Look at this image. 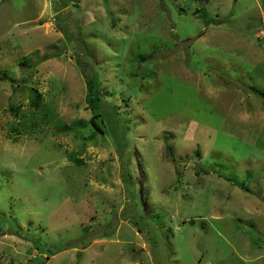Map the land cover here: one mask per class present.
<instances>
[{"label": "rangeland", "instance_id": "obj_1", "mask_svg": "<svg viewBox=\"0 0 264 264\" xmlns=\"http://www.w3.org/2000/svg\"><path fill=\"white\" fill-rule=\"evenodd\" d=\"M0 75V264H264V0H0Z\"/></svg>", "mask_w": 264, "mask_h": 264}, {"label": "trees", "instance_id": "obj_2", "mask_svg": "<svg viewBox=\"0 0 264 264\" xmlns=\"http://www.w3.org/2000/svg\"><path fill=\"white\" fill-rule=\"evenodd\" d=\"M201 17H206L207 15V11L206 9H203L202 11H200L198 13ZM207 23H210L209 20H207ZM156 38H158L156 35L154 36ZM78 39V43H84L82 40L80 41L79 37H77ZM166 44V45H165ZM155 43V49L153 50V52L157 51V49L162 46L165 45V47H171L173 44L171 43ZM78 45V44H77ZM78 52L76 53V61L78 66L82 69L83 75L86 79V84H87V94H86V101L88 104V108L90 109L91 113H92V117L89 120H79V121H75L76 124L82 126V127H86V125H89L90 123L93 125L92 128H95L96 131L94 133H92V137L95 136V134L97 135L98 133H106V129H107V124H111L112 120L117 117L119 115V111H118V107L115 108V106L113 107V105L110 107L107 105V98L105 96V91L102 89L101 84V76L100 73L96 70V68L92 65H94V61L90 59L89 63L88 62H83L84 60L83 55L86 57L87 50L85 48H83V52H80V47L81 45H78ZM76 50L77 48L74 47ZM141 49V48H140ZM139 49V50H140ZM138 50V51H139ZM138 55L140 57V60L145 62L148 60V55L138 52ZM152 52V51H151ZM86 64V67L85 65ZM92 68V72L90 67ZM86 69H88L90 72H87ZM2 79V76L0 75V80ZM34 91V90H33ZM42 103V97L41 94L36 93V95H33V97H31V104L36 107L39 108L41 107ZM73 160L76 161L77 163H80L83 161L77 157H73ZM80 163V164H82ZM126 174V173H125ZM239 186H241L243 189L248 190L247 187L242 183H236Z\"/></svg>", "mask_w": 264, "mask_h": 264}]
</instances>
